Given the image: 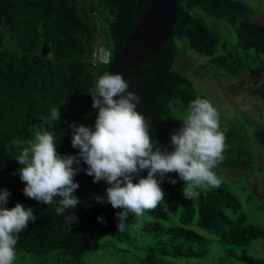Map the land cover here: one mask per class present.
<instances>
[{
  "label": "trees",
  "instance_id": "obj_1",
  "mask_svg": "<svg viewBox=\"0 0 264 264\" xmlns=\"http://www.w3.org/2000/svg\"><path fill=\"white\" fill-rule=\"evenodd\" d=\"M150 6V0H0V190L11 193L7 208L20 203L33 209L37 218L19 234L16 259L23 253L28 255V264H84L85 254L98 251L105 239L134 264H167L169 259L205 264L213 243L220 251L219 263L264 264V258L249 256L244 249L257 241L264 247V229L247 223L238 196L221 178L218 187H201L195 197L184 198V182L176 173L166 174L161 184L166 202L141 216L130 213L122 231L116 216L122 209L107 203L110 185L103 180L93 183L82 160L74 177L79 184L74 195L80 203L64 214L76 216L70 226L64 215L56 214L55 204L44 205L23 195L25 183L14 156L26 144L13 142L48 130L54 133L59 154L78 156L79 149L71 146L69 125L75 122L94 130L98 110L92 107L90 93L109 67L95 72L87 60L97 42V23L106 27L113 60L132 34L137 16ZM176 14L171 38L124 78L128 91L138 94L137 110L149 121L151 137L162 150L161 142L173 124V110H187L198 96L210 100L174 70L178 40L194 55L208 59L217 81L245 75L257 83L264 77V24L248 17L245 4L176 0ZM220 22L230 29L231 40H223ZM255 94L264 103V88ZM53 108H60L57 121L51 120ZM241 119L234 123L223 117L225 125L220 129L225 132L226 147L218 165L254 171L252 156L240 140L251 130L250 136L264 147V125L248 117ZM146 176L144 170L133 182ZM96 196L104 203L97 202ZM16 259L14 264H22Z\"/></svg>",
  "mask_w": 264,
  "mask_h": 264
},
{
  "label": "clouds",
  "instance_id": "obj_2",
  "mask_svg": "<svg viewBox=\"0 0 264 264\" xmlns=\"http://www.w3.org/2000/svg\"><path fill=\"white\" fill-rule=\"evenodd\" d=\"M128 88L121 74L104 72L95 81L90 93L92 107L98 110L94 130L75 122L69 125L71 146L79 149L78 156L59 154L54 133L48 130L38 131L33 139L13 142L26 144L14 156L21 166L19 178L25 183L23 195L44 205L55 204L58 216L75 209L80 201L74 195L79 188L74 177L82 160L93 183L103 180L110 185L107 203L122 209L116 214L122 231L130 213L141 216L164 202L161 184L166 174L176 173L184 182V198L195 197L201 187L220 185L213 169L223 160L226 136L212 102L198 96L189 103L182 127L171 135L173 150L169 152L152 139L149 121L137 110L139 96ZM60 115V108L51 110L52 121ZM144 170L146 178L134 183ZM10 195L8 190H0V264H14L19 234L37 219L33 209L20 203L7 208ZM95 199L104 203L100 196ZM76 219L74 214L64 215L69 226Z\"/></svg>",
  "mask_w": 264,
  "mask_h": 264
},
{
  "label": "rangeland",
  "instance_id": "obj_3",
  "mask_svg": "<svg viewBox=\"0 0 264 264\" xmlns=\"http://www.w3.org/2000/svg\"><path fill=\"white\" fill-rule=\"evenodd\" d=\"M249 9L248 17L257 24H264V0H239ZM219 30L226 42L228 38L231 40L232 33L223 22L219 23ZM234 39V38H233ZM97 42L106 49L111 50V41L102 23H97ZM229 41V40H228ZM178 53L174 60V70L188 77L194 88L206 95L214 107L220 113V127H223L225 117L237 123L243 120L241 118L248 117L258 125H264V103L255 91L264 88V77L257 83L252 82L247 76L241 75L233 78H223L217 81L213 77V67L205 57H198L186 48L182 40L177 41ZM220 51L222 49L220 48ZM187 110H173V124L166 138L161 142L164 149L169 152L173 150L171 145V135L182 127V120ZM251 130L245 134L240 142H243L247 150L251 154V158L255 163V170H233L217 165L213 171L216 175L225 180L241 203V212L246 215V221L249 224L264 229V147H261L257 141L250 136ZM164 202H166V192L164 191ZM197 233L208 236L205 231L194 226L191 227ZM113 242V240H111ZM119 248V246H117ZM246 254L255 258H264V247L259 241L253 242L244 247ZM212 254L203 260L205 264H227L226 260L219 263V248L211 247ZM220 252V251H219ZM217 253V257H214ZM224 255V254H223ZM216 256V255H215ZM118 253L111 245V242L103 239L101 246L96 252H87L83 258L84 264H134L132 261ZM27 254H19L16 261L22 264H28ZM168 260V259H167ZM168 262L175 264H187L186 260L169 259ZM167 262V264H168ZM199 261H191L198 263ZM164 264V263H163Z\"/></svg>",
  "mask_w": 264,
  "mask_h": 264
},
{
  "label": "water",
  "instance_id": "obj_4",
  "mask_svg": "<svg viewBox=\"0 0 264 264\" xmlns=\"http://www.w3.org/2000/svg\"><path fill=\"white\" fill-rule=\"evenodd\" d=\"M150 1V8L137 16L132 34L113 57L107 72L121 74L125 78L133 66L171 38L177 21L176 0Z\"/></svg>",
  "mask_w": 264,
  "mask_h": 264
},
{
  "label": "built area",
  "instance_id": "obj_5",
  "mask_svg": "<svg viewBox=\"0 0 264 264\" xmlns=\"http://www.w3.org/2000/svg\"><path fill=\"white\" fill-rule=\"evenodd\" d=\"M87 60L91 64L92 69L97 72L98 69L111 64L112 52L96 42L91 49Z\"/></svg>",
  "mask_w": 264,
  "mask_h": 264
}]
</instances>
